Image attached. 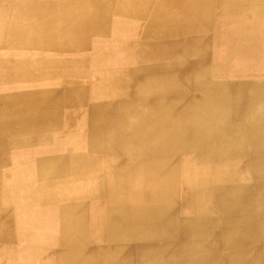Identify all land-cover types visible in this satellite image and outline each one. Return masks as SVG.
Wrapping results in <instances>:
<instances>
[{"label": "bare ground", "instance_id": "6f19581e", "mask_svg": "<svg viewBox=\"0 0 264 264\" xmlns=\"http://www.w3.org/2000/svg\"><path fill=\"white\" fill-rule=\"evenodd\" d=\"M188 1L58 0L54 3L56 7L53 9L49 8L46 2L44 6L39 0H0V48L16 49L28 47L27 44L32 43L29 38L33 35L34 38H40V42L43 44H40L39 48L45 54L52 51V49H55L56 52L62 51L60 46L70 50L71 53L80 55L92 50L93 60L91 65L93 67L98 66L104 69L119 70L117 75H112L113 77L111 75L104 79L98 77L100 80L97 82L103 87V90L99 89V94H101L99 96H102L103 98L101 99L104 101L91 102L92 104H89L87 109L88 111L106 113L114 111L117 106L119 113L120 111H126L128 116L127 118H121L122 116L118 115L120 117L118 122L108 125L100 124V119L88 120L87 129L89 133L94 131L101 132V137L98 140L94 138L90 142L91 144L96 143L95 145H103L112 149L114 157L121 151L118 150V147L138 152L139 157L136 156L137 158L133 156L134 154H125L118 158L119 161H122L121 167L122 165L133 168L141 166L146 169V165H149L156 171L159 167L157 165L168 167L166 173L161 174V176H157L156 173L158 172L156 171L151 172V175H146V170L141 168H139L140 171L136 169L135 173L129 172L130 174L125 176V174H122V170H119L120 167L117 168L118 179L116 182L110 186L108 185L107 189L104 187V191H108L106 193L107 198H105L103 204L106 221L102 227L101 234L97 236V239L104 243L102 247L97 249L98 264H134L137 259H141L143 263H148L149 261L151 262L150 264H159L157 261L163 258L166 253L164 254L161 250L154 248L153 244L162 239L173 241L185 239L190 242L202 241L213 249L212 252H189V250L184 249V257L182 255L181 258H184L187 264H264V168L259 167L258 172L255 173L252 166L251 168L238 167V165L193 166L190 161L192 157L185 154L191 150L215 148L216 150L221 149L222 154H225L223 151L229 149L233 151L246 144L252 145V143H255L262 144L263 153L261 154L264 156V88L250 83L246 84V86H239L227 93L229 96H234L231 101L228 99L229 96L225 95L222 90H220L219 94L217 88H214L208 82L210 70L208 64L209 47L207 45L211 27L209 20L213 18V15L222 14L230 10L242 11L247 14L248 12L262 14L264 8L262 10V8H256L255 6L254 8L230 7L228 5H219L221 2L214 6L208 5L209 2L203 3L211 0H199L202 4L199 2L200 5L196 7L188 4ZM212 2H216V0ZM261 3L263 4L264 2ZM22 5L29 7L21 8ZM261 5L259 4V6ZM12 7H14L15 19L11 22L13 26L10 27L9 31L14 34L13 36L12 34L7 35L8 28H3V19L8 13H11L8 9ZM18 11L20 14L26 13L31 18L32 25L28 24L20 29H15L16 15H19ZM51 11L54 12L53 15L56 17L52 26L49 24V16L52 15ZM16 33L19 39L23 37L17 45L10 40L11 37L15 39ZM61 34H63L61 39L69 38V44L64 45L61 42L59 46L56 45V42L54 46L51 43V39L54 36L59 38ZM65 42H67V39ZM112 46L117 47L118 50L115 49L117 55L112 53L114 50ZM99 49L101 52L98 51ZM10 61L11 57L8 56L6 60H2L3 64ZM228 89L226 88L227 91ZM32 94L25 93L23 95L20 94V96ZM249 95L258 96L254 104L246 102ZM9 96L19 97V94L11 92L0 93V98L6 99ZM7 107L6 103L3 105L1 103L0 111H5ZM233 113L235 114L234 116ZM198 114L202 118H221L222 129L235 127L241 123V118L250 116L252 120L247 122L245 126L251 128L248 132L253 134V137L248 136V138L254 139L255 142H250L246 139L245 141L239 138L240 136L236 137V133L234 137L229 138L226 136L227 134L223 135L226 130L215 131V136L209 135L212 132L210 128H213L214 125H208L209 120L206 122L207 119L205 122L202 120L204 123L198 120V122H190L186 119L180 120L181 117L185 118L188 116L191 118V116ZM196 127L206 128L201 132L204 135H201V139H198L197 142L193 141V136L190 135V129ZM97 132L96 134H98ZM139 136L144 137V143L141 144ZM9 138L11 139V137ZM258 140L263 142H257ZM149 144L152 145V152H148L149 155L145 156L142 150L149 149L151 151L150 147L148 148L147 146ZM156 144L158 145L155 147L154 145ZM13 146L15 145L13 144ZM244 149L246 150V148ZM182 151H184V154H181ZM226 155L229 154L226 152ZM180 161L191 163L183 164ZM175 186L179 191L178 198L180 197L182 202L176 205L170 202L174 197L172 192ZM212 192L221 196L227 193H237L236 195L239 198L242 192H257L262 197L257 203L258 208L261 210L251 211L252 215L245 219L246 225L235 231L233 228H228L226 233L222 234L223 236L217 235L218 227L210 223L204 227L200 226L201 224L199 226L188 225L190 222L202 220V218L209 222L212 219H218L219 214L224 213V207L227 205H222L223 203H218L219 201L217 202L213 199L211 197ZM146 194L149 198L157 197V200H146ZM160 198L168 200L169 204L167 207L164 208L162 206L160 208L161 206L158 204ZM144 202L150 203L145 204ZM134 207H139L140 210L135 211ZM154 214H159L156 219L153 216ZM237 217L242 219L240 215ZM175 222L180 223L176 228L171 226ZM202 222L204 223V221ZM82 228L83 221L81 218L73 219L70 223L68 236L75 240L74 238L77 236L83 235ZM175 230L179 232L173 234ZM94 239H96L95 236ZM143 243H145L146 247L139 249L137 245H142ZM67 250L70 256L75 257L69 260L68 257L70 258V256L66 253L68 255H65V257H67V262L70 261V263L85 264L95 259V256H85V247H68ZM186 263L184 262V264Z\"/></svg>", "mask_w": 264, "mask_h": 264}, {"label": "crops", "instance_id": "0c3cea01", "mask_svg": "<svg viewBox=\"0 0 264 264\" xmlns=\"http://www.w3.org/2000/svg\"><path fill=\"white\" fill-rule=\"evenodd\" d=\"M56 1L58 0H39L44 6L48 3V7L53 9L56 7L54 4ZM260 1L230 0L229 2V0H216V2L210 1L208 5L214 6L221 2L219 5L242 8H254L255 6L263 10L264 3L262 4L261 2H264V0ZM259 4L262 5L259 6ZM25 6L29 7L22 5L21 8ZM230 11L215 14L209 20L211 27L207 41L210 70L208 82L211 86L217 88L218 93L222 90L227 96H229L227 93L231 90L242 85L246 86L249 83L264 88V10L262 14L257 12L255 14L248 12L247 14L242 11L236 12V10ZM53 14L54 12L49 16L50 26L55 23L56 17ZM16 16L15 29H20L28 24L32 25L31 18L26 13H19ZM12 26L13 24L11 23L7 25V35L12 34L9 31ZM17 35L16 33L15 39L13 37L10 38L11 42L16 45L23 39V37L19 39ZM29 39L32 40V43L27 44L28 47L16 49L0 48V93L11 92L19 94V97L0 98V104L6 103L8 107L12 106L11 108L7 107L5 111H0V264H49L57 261L58 258H61L63 264H76V262L70 263L69 261L75 257L70 256L67 250L68 247H85V256H95L94 260L85 264H98L97 249L104 245L103 241L97 239L98 234L102 232L100 224H98L99 227L95 234L88 241L83 242L82 239L86 235L89 220H93V217H103V211L98 208L103 206L105 200L103 185L105 183L104 177L107 175L106 170L110 168L117 172V168L120 167L119 170L121 169L122 174L126 176L130 174L129 172L135 173L136 169L139 170V168L146 170V175H151V172L156 171V169H152L149 165H146V169L141 166L133 168L122 165L121 167L122 161H119L118 158L125 154H134L133 156L139 157L138 152L131 149L121 150L116 155V158L112 149L103 145H95L96 143H90L94 138L98 140L101 137V132L94 131L89 133L87 129L88 120L100 119V124H102L103 120L112 119L113 113L112 111L106 113L95 111L96 114L92 115L90 114L91 111L87 109L88 105L92 104L91 102L104 101L101 98H95L94 95L96 93L92 94L89 91V87L92 86L91 83H96L100 80L98 79L100 77L98 72L106 70L98 66L93 67L91 63L88 64L84 61L91 54L93 55L92 50H88L82 55L71 53L70 50L63 46L61 47L59 39L57 40V37L54 36L51 39V43L55 46L57 42L56 45H59L62 51L56 52L55 49H52V51L45 54L39 48V45L43 44L40 42L39 37L37 39L32 35ZM7 56L11 57L10 64H3L2 60H6ZM218 73L221 75H218ZM91 77L94 81H88V78L90 79ZM98 88L102 89L103 87L99 85ZM226 88H229L228 91ZM25 93L33 94L20 96V94L23 95ZM230 96L228 99L231 101L234 96ZM24 132H27V134ZM223 133L226 134L227 131ZM78 141L80 142L79 144ZM236 150L232 151L229 149L223 151L225 154H222V150H216L215 148L194 150L196 152L191 150L185 154L192 157L190 161L193 166L238 165V167L251 168L257 163L255 158L258 155L256 153L253 154L247 144ZM142 151L145 156L149 155L145 150ZM226 152L229 155H226ZM181 154H184V151ZM225 156L228 158L226 159ZM262 157L264 158L263 155ZM157 166H159L156 171L159 174L155 172L157 176L166 173L168 167ZM49 167L51 168L49 169ZM172 193L174 197L170 202L175 205L179 204L181 201L180 197L178 198L179 191L176 186ZM146 195L145 197L149 198ZM150 202L144 203L149 204ZM158 204L161 206L160 208L162 206L165 208L169 202L167 199L162 200L160 198ZM77 218H81L83 221V235L77 236L73 240V238L68 236V232L70 223ZM94 236L96 239H94ZM66 253L70 256V258L68 257L69 262H67V257H65ZM11 254L15 256L13 257Z\"/></svg>", "mask_w": 264, "mask_h": 264}, {"label": "rangeland", "instance_id": "374dc122", "mask_svg": "<svg viewBox=\"0 0 264 264\" xmlns=\"http://www.w3.org/2000/svg\"><path fill=\"white\" fill-rule=\"evenodd\" d=\"M211 1H214V0H211ZM189 2V3H188ZM187 3L188 4H191V6H196L197 7V5L199 6L200 5V3L202 4V2H200L199 0H189ZM200 2V3H199ZM208 2H210V1H205V2H203V3H208ZM8 11L9 12H11L10 14L8 13L6 16H5V18L3 19V23H4V26H3V28H6V26L9 24V23H11L15 18H14V7H12V8H10V9H8ZM7 11V12H8ZM0 12H1V8H0ZM63 34H61L60 35V37L59 38H57V40L59 39V44H61V42H62V44H66V45H68L69 44V38H66L67 39V42H65V38L64 39H61V36H62ZM69 40V41H68ZM65 42V43H64ZM113 48H114V50H113V48H112V53L114 54V55H117V53H115V49L116 50H118L117 49V47H115V46H112ZM101 48V47H100ZM99 52H101V50L99 49L98 50ZM98 52V53H99ZM97 53V54H98ZM132 55V54H131ZM130 55V56H131ZM121 56H122V54H121ZM93 60V55L91 54L88 58H86L84 61L86 62V63H88V64H90L91 63V61ZM112 71V72H111ZM118 72H119V70H111V69H109V68H107L106 70H101V71H99L98 72V76H100V77H102L103 79L104 78H106L107 76H109V75H113V76H115V75H117L118 74ZM93 76V75H92ZM112 76V77H113ZM89 80H91V81H94L93 80V78L91 77L90 79L88 78V81ZM99 85L100 84H98V82H93V84H92V86L91 87H89V91H91L92 92V94L95 92L96 94L94 95L95 96V98H97V99H100V98H103L102 96H99V95H101V94H99ZM96 87V88H95ZM95 88V89H94ZM98 89V90H97ZM257 98H258V96H254V95H249V97H248V99L246 100V102H248V104H254V102L257 100ZM230 101V100H229ZM116 110V111H115ZM113 113H112V119H107V120H103L102 121V124H104V125H108V124H115V123H117L118 122V120L120 119V117L121 118H127V116L128 115H126L127 114V112L126 111H120V113H119V110H118V108H117V106L115 107V109H114V111H112ZM124 112V113H123ZM90 114H92V115H95L96 114V112L95 111H91V113ZM124 114V115H123ZM120 117H119V116ZM235 114L233 113V116H234ZM201 115L200 114H198V115H194L193 117L191 116V118L190 117H181L180 118V120H183V119H186V120H189L190 122H192V121H194V122H196L197 120L198 121H204L205 122V120L207 119V121L206 122H208V120H209V123H207L208 125H214V127L213 128H210L211 130H212V132H214V134H212V132L209 134V135H216V133H215V131H217V132H221V131H223V130H226V131H228L226 134H223V135H226V136H228L229 138H231V137H234V134L236 135V137L238 136H240L239 138H241V139H246V140H249L250 142L252 141V142H255V140L254 139H249L248 138V136L249 137H251L253 134H250V132H248L249 130H251V128H248L247 126H245L246 124H247V122H250L251 120H252V118L250 117V116H244V118H241L240 119V124H238L237 126H235V127H230L229 129H222L221 128V118H216V117H214V118H202V117H200ZM228 116H231V115H228ZM232 116V117H233ZM105 119V118H104ZM191 119V120H190ZM218 120V121H216V120ZM211 120V121H210ZM213 120H214V122H213ZM197 121V122H198ZM201 122V123H204V122ZM217 123V124H216ZM220 124V125H219ZM190 129V128H189ZM202 129V130H201ZM206 128H204V127H196V128H192V129H190V135L191 136H193V141H196L197 142V140L199 139H201V135H204L203 133H201L202 131H204ZM221 129V130H220ZM234 129V130H233ZM182 130V129H181ZM236 130V131H235ZM234 131V132H233ZM230 132V134H228ZM240 132V133H239ZM179 133H181V132H179ZM248 133V134H247ZM250 134V135H249ZM218 135H220V134H218ZM140 137V136H139ZM253 137V136H252ZM243 140V141H244ZM245 140V141H246ZM140 142H141V144L142 143H144V137H140ZM257 142H263V141H260V140H258ZM196 144V143H195ZM158 144H156V145H154L155 147L157 146ZM254 145V146H253ZM261 145V146H260ZM141 146H143V145H141ZM148 146V148L150 147V149H151V151L149 150V149H145V151H147V152H152V145H147ZM247 146H248V148L253 152V154L254 153H256L257 155H258V157H256L255 159H256V164L255 165H253L252 166V168H253V171L255 172V173H257L258 172V169H259V167L260 168H264V164H263V161H264V159H263V157H262V155H261V153H263V149H262V144H253L252 143V145L251 144H247ZM121 148V147H120ZM119 147H118V150H125V149H120ZM147 148V147H146ZM255 149V150H254ZM117 150V149H116ZM221 150V149H220ZM153 151H159V150H153ZM262 159V160H261ZM180 163H183V164H188V163H191V162H183V161H180ZM179 164V163H178ZM106 174L107 175H105V177H104V185H103V192H104V199L105 198H107V195H106V193L108 192H105L104 191V187L107 189L110 185H112L113 183H115L116 182V180L118 179V173L116 172V170H111L110 168H108L107 170H106ZM244 181H245V177H244ZM257 184H259V183H257ZM109 185V186H108ZM212 194V198L213 199H215L218 203H223L222 205H227L226 207H224L225 209L223 210L224 211V213H222V214H219V216H218V219H212L211 221H209V222H207V221H205L203 218H202V220H197V221H192V222H190V224H188V225H190V226H195V225H197V226H199L200 224V226H206L208 223H210L211 225H213V226H217L218 227V234L217 235H219V236H223L222 234H225L226 233V231H227V229L229 228H233V230L235 231V230H238L241 226H244V225H246L247 224V222L245 223V219L247 218V217H249L250 215H252V213H251V211L252 212H254L255 210L257 211H260L261 209L260 208H258V202L260 201V199L262 198L261 197V195H259V194H257V192H242L241 193V196H240V198L239 197H237V193H235V194H230V193H227V194H222V196L221 195H219L218 193H216L215 194V192H212L211 193ZM229 194V195H228ZM255 194V195H254ZM214 195V196H213ZM239 195V194H238ZM252 195V196H251ZM216 196V197H215ZM232 196V197H231ZM218 197V198H217ZM156 198V199H155ZM150 200L151 199V201H153V200H157V197H152V198H146V200ZM244 202V203H243ZM231 203H233V204H231ZM140 207V206H139ZM139 207H134L133 209L136 211V210H140V208ZM235 208V209H234ZM99 210L101 209L102 211L104 210V206H101L100 208H98ZM98 212H100V211H98ZM93 214H95L94 212H93ZM103 217L102 218H97V217H93V220H89V222H88V226H87V232H86V235L84 236V238L82 239L83 240V242H86V241H88L89 240V238L92 236V235H94L95 234V232H96V230L98 229V224H100V227H103V225L105 224V221H106V213L103 211ZM150 215H152V214H150ZM159 215V214H158ZM157 214H154L153 216L155 217V219H156V216H158ZM199 215V214H198ZM229 215V216H228ZM238 215H240V217H242V219L241 218H239V217H237ZM219 220V221H218ZM99 221V222H98ZM202 221H204V223L202 222ZM220 222V223H219ZM192 223V224H191ZM206 223V224H205ZM179 224L180 223H174V224H171V226H173V227H178L179 226ZM220 224V225H219ZM224 225V226H223ZM232 226V227H231ZM193 228H195V227H193ZM220 228V229H219ZM222 229V230H221ZM184 230V229H183ZM188 230V229H187ZM174 232V231H173ZM179 232L178 230L176 231L175 230V232L173 233V234H177V233ZM176 236V235H175ZM178 236V235H177ZM167 240V241H166ZM145 243H143L142 245H137V247H139V249H143V248H145L146 247V245H144ZM163 246H162V245ZM161 245V246H160ZM171 246H172V248H171ZM209 245H206L205 244V242H202V241H188V240H185V239H179V240H168V239H162L161 241H159V242H157L156 244H153V247L154 248H156V249H158V250H161L165 255H164V257L163 258H160V260L159 261H157L159 264H184V262L186 263V261H185V259L184 258H181L182 257V255H183V252H184V249H186V250H189V252H198V251H203V252H212L213 251V249H211L210 248V246L208 247ZM148 247H152V246H148ZM169 247V248H168ZM161 248V249H160ZM180 248V249H179ZM165 249V251H163ZM171 249V250H170ZM173 249V250H172ZM92 252H93V249H92ZM172 252H174V253H172ZM188 252V253H189ZM167 253H169L168 254V257L170 258H168L167 257ZM171 255V256H170ZM174 255V256H173ZM180 255V256H179ZM183 257H184V255H183ZM136 258H138V257H136ZM168 260H167V259ZM173 258V259H172ZM167 262H166V261ZM165 261V262H164ZM172 261V262H171ZM170 262V263H169ZM151 262H149L148 261V263H143L142 261H141V259H137V260H135V262H134V264H150ZM49 264H63L62 263V261H61V258H58V260L57 261H53L52 263H49ZM187 264V263H186ZM189 264V263H188Z\"/></svg>", "mask_w": 264, "mask_h": 264}]
</instances>
